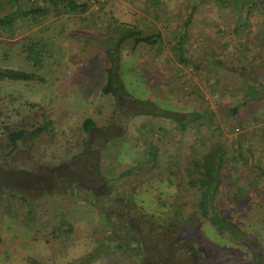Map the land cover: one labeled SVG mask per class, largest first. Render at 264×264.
I'll list each match as a JSON object with an SVG mask.
<instances>
[{"label":"rangeland","instance_id":"obj_1","mask_svg":"<svg viewBox=\"0 0 264 264\" xmlns=\"http://www.w3.org/2000/svg\"><path fill=\"white\" fill-rule=\"evenodd\" d=\"M190 2L91 0L84 11L42 15L33 22L19 19L22 28H13V36L0 31V69L40 77L0 81V264H30L29 258L41 264H67L93 251L104 230L103 215L116 232L114 242L126 237L130 241L125 252L105 249L90 264H264V205L237 204L233 192L238 174L231 161L223 168L229 177L222 183L216 205L219 214L246 233L240 243L218 234L198 212L199 191L187 184L182 162L177 171L162 162L158 169L116 177V184L111 183L119 170L139 160L145 139L141 132L159 128L160 141L183 136L187 151L179 154L184 158L206 146L199 142L202 134L192 130L191 122L183 131L176 127L177 119L186 121L184 113L193 109L188 100L201 102L195 90L202 91L204 107L216 116L240 97L239 77L211 58L228 63L235 12L216 11L214 4L201 0L198 11L184 22L185 5ZM20 5L25 6L22 1ZM0 8L5 12L9 4ZM213 21L222 25L223 32L214 34ZM117 23L138 25L146 34L158 32L162 49L139 44L130 50L129 44L123 45L114 69L113 92L101 94L106 53L100 45L108 47L109 40L98 39ZM246 26L243 30L248 33L252 23ZM181 35L184 62L177 59L173 47ZM27 40L45 41L44 54L25 57ZM203 75L207 90L200 79ZM181 89L191 94L184 97ZM249 110L255 120L249 124L252 133L247 143L254 163L264 167V98L251 100L243 113ZM86 117L93 124L85 133L80 124ZM21 118L32 125L42 119L51 122L48 131L32 141L25 134L8 152L3 126L11 127ZM222 137L228 158L235 132L223 129ZM159 150L161 157L165 149L160 144ZM259 185L264 200V179ZM170 220L177 225L169 224Z\"/></svg>","mask_w":264,"mask_h":264},{"label":"trees","instance_id":"obj_2","mask_svg":"<svg viewBox=\"0 0 264 264\" xmlns=\"http://www.w3.org/2000/svg\"><path fill=\"white\" fill-rule=\"evenodd\" d=\"M21 1L24 2V7H21ZM90 1L91 0H0V4L2 5L5 3L9 4V9L5 12H2L4 8H0V31H6L9 33L7 36H13V28H17V31L22 28L21 25H17V20L19 19L24 18L33 22L36 17H41L42 15L60 17L63 12L84 11L89 7ZM208 1L214 4L216 11L231 10L235 12L236 24L234 27L230 28L229 34V39H231L229 50L231 53L230 55H227L229 59L228 63L226 64L222 62L220 58L215 56H211V58L212 62L239 77L241 86L238 89L237 87L235 88L241 92L240 97L237 98V102L234 105L227 106L224 110L219 111L218 116L220 115V118H218V116L212 111H209L204 107L206 102L202 91L199 89L195 90V97L203 103L188 100V103L193 106V109L184 113L188 116L186 121L183 122L180 119H177L178 123L176 127L180 131H183L186 123L191 122L193 131L206 135H201L198 139L200 143L205 144L206 146H204L202 150L188 152L187 158H184L180 157L179 154L180 151L184 150V153L187 151L183 147V136H179V139L175 141H160V136L157 135V132L160 130L159 128L155 130L151 129L149 132H141L145 135V139H142L144 149L140 152L141 156L139 160H137L135 164H131L128 167L119 170L111 183H113V185L116 184V180L118 179L116 177L134 175L135 172H140V170L146 173L151 171V169H158L160 168L159 163L162 162H168L169 167H175V170L177 171L180 162H182L184 163L183 169L188 174L187 184L199 191V200L197 203L198 212L201 213L206 220H209L212 223L218 234L222 233L231 242L240 243L246 237V233L241 231L235 222L225 219L222 214H219L216 205V196L218 195L224 180L229 177L228 173L223 172V168H225L228 161H231L235 168L234 173L238 174V177L236 178L237 188L233 192L237 204H239L240 207H242L243 204H250L253 206L257 204L264 205V200L261 198L263 194L261 188L263 185H259V182L264 179V167L254 163V153L251 151L250 145L247 143L250 134L252 133V130L248 129L249 124L255 120L249 115V112L253 110L243 113L244 106H247L251 100L260 101L264 98V0ZM199 3H201V0H191L190 3L185 5L187 17L184 19V22L189 20V16L193 12L198 11ZM254 11H256L255 13L257 17L254 16ZM218 15H220V13H218ZM258 17H260V19ZM256 18H258V20ZM248 22L252 23V27L248 29L246 28L248 32L246 33L243 29H245L244 27H247L246 25ZM211 23L216 32L214 33L215 35L223 32V27L220 23L215 21ZM28 27L29 24L25 26L26 29ZM158 36V32L154 34L143 33L138 25L117 23L113 26L112 32L110 31L106 33L104 37L102 36L98 39L99 41L105 39L109 40L108 47L105 48V45H100L106 53V64L104 67L106 72V82L100 88L101 94L113 92L111 87L115 79L114 69L118 68L120 60L119 52L122 49V46H128L129 44V49L133 50L135 46L139 44H147L149 47H152V50L157 48L162 49L158 47L161 44V41L158 40ZM154 37H157L156 42ZM240 37L245 38H242L241 40ZM176 42L177 44L175 43L173 47L176 50L177 59L184 62L181 54L183 35L177 38ZM44 45H46V42L43 40L39 42L27 40L26 45L23 47L25 57L28 59L31 57L39 58V56H42L46 51L42 48ZM235 52H238V54ZM159 54L165 56L162 51ZM206 77V75H203V78H200L206 83L204 90H207L209 87L208 79ZM30 80H40V77L33 72L22 71L19 69H0V81L26 82ZM212 83H215V81ZM182 85L183 88H185V84ZM184 90L185 89H181L182 96L185 97L191 94V90L187 93ZM217 96L218 93H215L216 98L214 101L216 102L218 101ZM50 122L49 119H42L37 125H32L28 123L27 120L21 118L11 127L3 126L7 146H10L8 152H13L16 143L21 140L25 134H29V138L32 141L41 133L48 131ZM91 124H93L92 120L86 117L81 122L80 127L82 128V131L86 133ZM223 129L235 132V138L230 140L232 152L228 158L226 157V150L222 143ZM194 133L192 132V134ZM159 144L165 149V151L162 152L161 157H159L161 153V150H159ZM170 148H173L176 152L172 153ZM78 154L80 153L78 152L72 156L75 157ZM240 177H245V180L241 182ZM118 187L120 186L118 185ZM12 196L13 194L11 193L10 197ZM21 198L23 197L21 196ZM128 202H130V200ZM102 224L103 226H101V228H104V230L100 232L101 238H97L95 242L96 246L93 251L72 259L67 264H90L104 254L106 252L105 249H113L117 251L124 250L125 252L126 246L130 241L129 237L123 239L122 242H114L113 237L116 236V232L111 229V224L105 215H103ZM169 224L173 226L177 225L173 220H170ZM65 229L66 228H64V231H66ZM51 232L54 231L51 230ZM255 255L256 253L253 251V259L256 261ZM28 260L30 261V264H41L34 258H29Z\"/></svg>","mask_w":264,"mask_h":264}]
</instances>
